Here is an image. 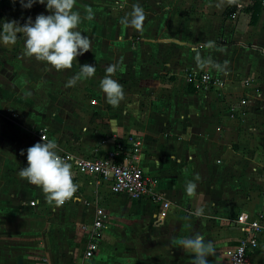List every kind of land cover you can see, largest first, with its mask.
Instances as JSON below:
<instances>
[{
	"label": "crops",
	"instance_id": "obj_1",
	"mask_svg": "<svg viewBox=\"0 0 264 264\" xmlns=\"http://www.w3.org/2000/svg\"><path fill=\"white\" fill-rule=\"evenodd\" d=\"M179 1L75 0L74 10L83 18L91 8L94 19L79 26L91 50L71 69L25 56L22 34L0 44V264H193L181 241L197 234L215 246L209 264H230L245 231L238 216L264 217V0L256 25L247 12L253 0ZM232 2L237 11L227 18ZM137 4L145 14L139 30L120 23ZM40 14H50L46 5L0 0V21ZM84 64L95 75L65 87ZM109 65L124 91L117 107L99 87ZM191 70L220 73L227 85L199 91ZM43 136L58 154L97 159L139 143L134 163L157 181L164 202L116 195L74 173L77 199L48 202L19 176L26 150ZM189 181L197 185L191 195ZM98 208L108 219L99 251L86 260L83 228ZM252 259L264 264V234Z\"/></svg>",
	"mask_w": 264,
	"mask_h": 264
},
{
	"label": "clouds",
	"instance_id": "obj_2",
	"mask_svg": "<svg viewBox=\"0 0 264 264\" xmlns=\"http://www.w3.org/2000/svg\"><path fill=\"white\" fill-rule=\"evenodd\" d=\"M12 2L19 3L24 9H31L36 4L46 5L50 14H40L35 20L28 17L24 23L17 20L0 21V44H15L18 35L22 34L24 55L46 62L56 71L71 69L74 62L78 63V57L91 50L90 37L79 30L83 19H94L91 8L82 18L80 12L74 10L75 0ZM144 20V10L137 4L130 16L121 18L120 23L139 30ZM79 69L65 87H73L78 81L91 78L96 73V66L90 64L79 65ZM115 70L114 65H109L105 70L107 74L99 84L107 103L113 107L119 106L124 98L123 86L111 75ZM42 140L43 142H38L26 150L27 166L20 169L19 176L31 185L40 187L48 202L61 205L70 200L77 191V185L73 182L72 165L58 154V145L54 140H46L44 136ZM21 155H25L23 150ZM196 187L194 182L189 181L186 185L187 193L191 195ZM202 212L203 209H197L195 214L199 216ZM181 245L193 257V264H209L208 257L215 254L214 244L211 241L205 242L204 237L199 234L182 239Z\"/></svg>",
	"mask_w": 264,
	"mask_h": 264
},
{
	"label": "built area",
	"instance_id": "obj_3",
	"mask_svg": "<svg viewBox=\"0 0 264 264\" xmlns=\"http://www.w3.org/2000/svg\"><path fill=\"white\" fill-rule=\"evenodd\" d=\"M190 85L195 89L221 90L227 85L224 75L207 71H194L188 75ZM139 143H135L132 150H125L119 143L118 149L109 154L106 158L79 157L70 153L59 154L72 165V172L80 177H87L99 185H105L116 195H124L133 200H148L155 203H163L164 197L157 191V181L149 178L134 161L139 153ZM122 158V159H121ZM78 191V187H77ZM61 204L69 205L78 197V192ZM32 207L36 202L31 203ZM169 203H165L168 208ZM108 216L103 209H97L95 220L91 225L84 226V230L90 235L85 259H93L101 246L103 231ZM237 222L245 226L244 236L239 245L233 250L230 257V264H254L252 254L261 248L262 235L264 234V217L251 222L246 214L238 216Z\"/></svg>",
	"mask_w": 264,
	"mask_h": 264
},
{
	"label": "trees",
	"instance_id": "obj_4",
	"mask_svg": "<svg viewBox=\"0 0 264 264\" xmlns=\"http://www.w3.org/2000/svg\"><path fill=\"white\" fill-rule=\"evenodd\" d=\"M253 3H254V7L252 9H249L247 12L252 15V22H251V24L252 25H256L257 22H258V20H259L260 14H261V9H262V5H263V1L262 0H253ZM230 5L231 6H230L229 10L225 14V16L227 18L233 17L234 14L237 11V6H236L237 3L232 2Z\"/></svg>",
	"mask_w": 264,
	"mask_h": 264
},
{
	"label": "rangeland",
	"instance_id": "obj_5",
	"mask_svg": "<svg viewBox=\"0 0 264 264\" xmlns=\"http://www.w3.org/2000/svg\"><path fill=\"white\" fill-rule=\"evenodd\" d=\"M115 1V0H114ZM171 2H169L170 3V5H172V4H174L175 2L177 3V2H180L179 0H175V2L173 1V0H170ZM183 2H188V3H190V1H187V0H182ZM164 5H166L167 3L166 2H164L163 3ZM163 4H161V5H163ZM219 5H222V0H220L219 1Z\"/></svg>",
	"mask_w": 264,
	"mask_h": 264
}]
</instances>
